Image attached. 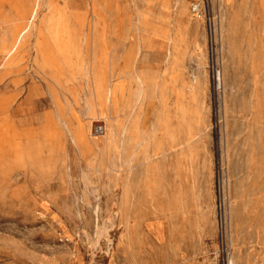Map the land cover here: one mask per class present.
<instances>
[{"label": "rangeland", "instance_id": "rangeland-1", "mask_svg": "<svg viewBox=\"0 0 264 264\" xmlns=\"http://www.w3.org/2000/svg\"><path fill=\"white\" fill-rule=\"evenodd\" d=\"M0 264H264V0H0Z\"/></svg>", "mask_w": 264, "mask_h": 264}, {"label": "built area", "instance_id": "built-area-1", "mask_svg": "<svg viewBox=\"0 0 264 264\" xmlns=\"http://www.w3.org/2000/svg\"><path fill=\"white\" fill-rule=\"evenodd\" d=\"M197 11V10H195ZM104 128L102 126H99V127H96L95 128V133L98 134V135H103L104 134Z\"/></svg>", "mask_w": 264, "mask_h": 264}, {"label": "bare ground", "instance_id": "bare-ground-1", "mask_svg": "<svg viewBox=\"0 0 264 264\" xmlns=\"http://www.w3.org/2000/svg\"><path fill=\"white\" fill-rule=\"evenodd\" d=\"M14 10L15 12H18L19 11V9L17 8V7H15V8H11V10ZM10 12V11H9ZM12 15V14H11ZM18 28V27H17ZM17 28H15V35H16V33H17V37L19 38L20 36H21V34H22V31H20V32H18V29Z\"/></svg>", "mask_w": 264, "mask_h": 264}]
</instances>
